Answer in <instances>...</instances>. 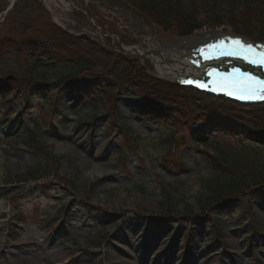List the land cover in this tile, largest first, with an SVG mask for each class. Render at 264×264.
Here are the masks:
<instances>
[{
    "label": "rangeland",
    "instance_id": "374dc122",
    "mask_svg": "<svg viewBox=\"0 0 264 264\" xmlns=\"http://www.w3.org/2000/svg\"><path fill=\"white\" fill-rule=\"evenodd\" d=\"M180 1L194 11L200 24L185 37L164 31L142 12L132 10L120 0H77L78 4L69 0H0V51L9 52L0 57V80L6 75L22 80L29 74L34 79H43L47 88L42 93L13 97L6 115L0 102V264H39L46 250H51L53 261L65 260L66 264H107L104 251L117 231L134 227L131 232L137 235L138 227L148 224L162 225L168 230L160 248L165 252L171 248L174 264L183 258V252L193 255L188 264H196L197 260L202 264L204 255L210 257L204 264H209L214 257L223 264H264V202L251 201L250 214L238 210L226 212L222 221L216 220L219 225L215 228L212 217L217 213L214 208L209 209L207 197L222 182L232 183L218 172L235 173L241 183L252 182L253 172L264 173V135L249 141L242 125L232 121L234 128L229 135L224 138L219 135L213 144H208V137L215 128L207 129L206 134L190 128L187 140V127L177 128L173 122L164 129L155 121L146 120L139 112L143 101L135 96V91L127 84L114 85L126 74L134 79L137 74L146 73L165 81L154 63L156 56L162 61L171 59L178 43L180 50L188 49L189 42L183 41L188 37L234 33L227 19L223 18L224 23L220 25L212 22L213 7L204 6L212 0ZM213 1L229 11L254 2L264 7V0ZM11 2L13 10H23L26 18L35 19L43 30L49 31L45 28L50 29L49 19L58 33L70 36L68 49H63L67 62L59 65L43 57L38 66L31 67L32 58L23 57L21 48L10 46L23 37L20 47L25 46L32 33H21L25 23L11 27L7 11ZM15 16L26 19L22 14ZM49 38L58 43L59 38ZM88 56H93L99 66L93 72L101 71L104 66L109 70L107 77L111 86H100L98 96L81 93L83 90L78 96L73 91L64 92L57 82L70 70L69 60ZM106 69L101 72L106 73ZM165 82L168 90L177 89L173 81ZM54 90L61 92V101L53 111L44 98ZM84 90L93 94L89 88ZM13 94L11 91L9 96ZM22 107L25 108L18 116ZM177 107L185 111L190 106L178 103ZM42 108L48 115L47 122L39 115ZM248 110L247 116L241 118L254 128H264V105ZM95 117L101 119L93 120ZM112 119L117 124L107 128ZM7 121L10 123L5 125ZM122 129L135 140L134 149L120 133ZM35 134L40 143L36 148L33 146ZM54 144L60 145L58 152ZM180 145L183 147L178 148ZM173 146L180 151L183 165L172 164L173 159L179 160L172 152ZM220 149L224 155L218 154ZM48 154L60 156L62 160L53 166L42 157ZM120 155L125 156V161ZM35 161L41 165L42 178L50 188L44 191L41 184L25 192L24 207L18 213L26 212L27 219L16 223L10 202L16 197L17 185L4 184L26 176L34 169ZM123 163L127 166L122 167ZM92 166L101 171H93ZM238 204L230 206L238 207ZM52 215L61 216L58 227L57 219L47 222ZM199 218L210 220L211 225L196 228L195 219L201 222ZM26 231L32 232L34 239L18 249ZM211 249L214 250L209 252ZM15 251L21 252L14 255ZM116 253L122 259V254Z\"/></svg>",
    "mask_w": 264,
    "mask_h": 264
},
{
    "label": "trees",
    "instance_id": "16d2710c",
    "mask_svg": "<svg viewBox=\"0 0 264 264\" xmlns=\"http://www.w3.org/2000/svg\"><path fill=\"white\" fill-rule=\"evenodd\" d=\"M132 3L139 6L141 9H143L152 19L156 21V23L165 31H172L178 36H183L191 33L194 29L198 28L200 26L199 22L197 21L196 15L192 9H190L188 6L184 5L180 0H129ZM220 3H216L215 1L206 2L204 5L205 7H209L210 9L213 7L214 12L210 13L212 17V22L215 25H220L223 22V18L227 19L228 24L236 31L244 32L247 35L250 36H256L257 38H263L264 39V7L259 5L258 3L254 2L251 5L247 6H239L234 10H225L224 7ZM226 7V6H225ZM27 8V7H25ZM228 9V7H226ZM24 9V8H23ZM216 10V11H215ZM23 15V17L26 18L23 10H12L10 12L8 19L11 18V27L15 28L20 25H24L21 27L22 34H27L29 31L34 33L33 35L36 36L37 42L33 43L32 46H35L38 44H42L43 48L41 50L46 51L48 53H54L53 59L57 63H65L68 61L67 56H65L63 53V49H68V43H71L72 39L70 36L66 35L65 33H58L57 28H55L48 19V25L50 27L47 28L49 31L43 30L42 27L38 26V23L35 19H28L29 21H25L26 19H23L22 16H15V14ZM17 17V18H16ZM18 19L19 21H17ZM32 24V25H31ZM30 25V26H29ZM254 26V28H251ZM30 27V28H29ZM31 33V34H32ZM49 37H57L59 38L58 43L53 42L50 40ZM9 39V38H7ZM71 61V70H69L65 75L61 77L62 82L65 80H70L72 78L75 79H88V80H101L103 82H110L109 78L107 77L109 75V70L105 68H101L100 70L103 71L106 69V73L101 71H95L93 72V69L99 68L97 64L94 62L93 56H88L86 58H79L77 60H69ZM94 66V68L92 67ZM31 69V68H29ZM29 71V70H27ZM131 77V74L123 75L121 78L118 79L117 82H115V86L119 87L120 85L124 84L121 82H125L126 78L128 79ZM29 84H37L38 82H43V79H34L32 75L25 74L21 81H25ZM129 82L132 83L131 87H135V84L139 86V91L142 92V94L147 95V97H150L151 94H146L148 92L156 91L165 89L164 86H159L155 81L150 80V78H147L145 74H137V76L134 79H129ZM128 82V83H129ZM136 86V87H137ZM161 88H156V87ZM155 89V90H153ZM168 91V89L166 88ZM165 90L159 92L163 94ZM171 101H177L179 104H188L192 102V100L196 101H203L202 108H199L196 111L201 112L203 114L206 112L207 109L210 108V104L217 105L218 102L204 98L203 96L188 90V89H175L171 91ZM154 97L146 98V100H152ZM167 96V95H166ZM174 99V100H173ZM192 99V100H191ZM191 106V103L188 104ZM228 105V106H226ZM223 104L224 107H229L232 109H246L241 106L233 105V104ZM173 109V118L177 119L182 123V125H186L188 123V120L191 118L190 112H185L184 110H181V108L177 107V104H173V106L170 108V110ZM187 113V114H186ZM246 132L248 133V137H254L255 135H264V128H254L252 126L247 125ZM37 146V144H36ZM45 156V157H44ZM44 159L47 160V162L53 166H56V162L58 163L62 158L59 156H52V155H44ZM235 168H232L231 170L234 171ZM41 170L40 166H37L35 168V171H30L28 173V176L24 177L23 179H19V182H24L28 180H35L39 176H37V172ZM249 172H253V169H248ZM222 175H225L232 183L229 182H222L220 186L216 187L214 189V193L212 195L208 194V199L210 200L209 203L211 204L210 208H214L213 210L218 211L221 207H223L225 204H229L234 201H241V199H254L255 197H264V173L255 175L253 172V180L252 182L249 180V183L245 181L244 183L240 182L238 180V177L235 173H230L229 175L224 174L223 172H219ZM223 188H227L223 190ZM205 207V206H203ZM205 210V208H202ZM222 217V216H220Z\"/></svg>",
    "mask_w": 264,
    "mask_h": 264
},
{
    "label": "bare ground",
    "instance_id": "6f19581e",
    "mask_svg": "<svg viewBox=\"0 0 264 264\" xmlns=\"http://www.w3.org/2000/svg\"><path fill=\"white\" fill-rule=\"evenodd\" d=\"M221 35H222L221 33H214V34L210 33L208 35L207 34H205L204 36L202 35L203 37H200V36L199 37H195L194 36V37H190L187 40V42H189L190 48H193L197 44L202 43V42H200V40L207 41L208 39H211V38H214V37H217V36H221ZM191 38H193V39H191ZM177 45L174 46L175 47V50H173L174 54H173V56H172V58L170 60L162 61L159 56H156L155 59H154V63L157 65L158 71H159V74L161 75V77L165 76V77H168L169 79L174 78V77L180 78V77H183V74L189 72L190 68L187 65V62H186V59H185V56H187V54L184 51H180L178 49ZM54 146L56 147L55 151H57V149L61 148L59 144H54ZM92 169L95 172H100L101 171V169L98 170V168L95 167V166H92ZM0 173H1V169H0ZM153 227L154 226L148 224L146 228H151L150 230L155 229L154 231H156L157 233H160L161 235H163V233L165 231H168V230L164 229L162 227V225H157L154 228ZM138 229H141V226H139ZM133 230H134V227L133 228L132 227L130 228L129 226L123 227L122 230L120 229L119 231H117L113 235L114 238L109 243L108 249H106L104 251V253H105V255L107 256V259H108L107 264H174V262L170 263V260L168 261V259H166L165 256H157V254H154V257L151 258L148 255V251H144L143 255L138 254L137 250H134L135 246H134V243H133L132 239H130V238L128 239V237L132 233L131 231H133ZM138 231H140V230H138ZM156 232H149V234H140L139 237L142 240L144 239L145 240L144 242L146 243L148 241L147 238H149V237L150 238H154V234ZM31 239H34L33 233L29 232V231L24 232L23 235H22L21 243L18 246L19 247L18 249H22V247H23L22 244L23 243L25 244L27 241H30ZM123 239L125 240V242L120 244V241L123 240ZM125 245H126V249H127V250L125 249V252L127 253V255H126L127 258L119 259L118 255L116 253L117 252L116 250H118V248L122 249ZM147 247L148 246H145V248H147ZM213 250L214 249H211V250H209V252H211ZM11 252H13V251H11ZM19 252H21V251H15L14 255H18ZM169 255L171 257L174 256L173 253H170ZM155 257L158 260L154 262ZM171 257H169V258H171ZM189 257L191 258V256H189ZM204 257H205V255H204ZM53 258H54V255L51 254V250H49V251L46 250L43 253L41 262L39 264H61V262H60L61 260H59V261L54 260L53 261ZM215 260H217V257H215ZM182 262H185L186 264H188L189 261H187V260H184V261H181V262L178 261L176 264H183ZM220 262H221L220 264H223V261H220ZM215 263H218V260ZM196 264H200L198 262V260H197Z\"/></svg>",
    "mask_w": 264,
    "mask_h": 264
},
{
    "label": "snow or ice",
    "instance_id": "6c2138e0",
    "mask_svg": "<svg viewBox=\"0 0 264 264\" xmlns=\"http://www.w3.org/2000/svg\"><path fill=\"white\" fill-rule=\"evenodd\" d=\"M257 49L260 50L257 51ZM208 50H212L211 53ZM197 51L203 54L205 60L216 59L219 56H233L249 64L264 67V45H254L242 41L239 37H222L215 43L206 44L204 48ZM207 75L215 76L216 79L211 83L215 84L218 89H225L227 95H236L238 99H264V79L252 73L241 72L238 68H234L232 73H220L215 68H209ZM182 83L208 87L207 82L199 80H185Z\"/></svg>",
    "mask_w": 264,
    "mask_h": 264
}]
</instances>
